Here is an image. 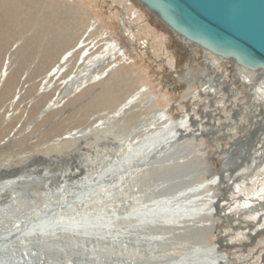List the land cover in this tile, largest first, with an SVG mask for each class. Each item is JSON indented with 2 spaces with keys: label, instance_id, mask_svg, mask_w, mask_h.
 Returning a JSON list of instances; mask_svg holds the SVG:
<instances>
[{
  "label": "bare ground",
  "instance_id": "bare-ground-1",
  "mask_svg": "<svg viewBox=\"0 0 264 264\" xmlns=\"http://www.w3.org/2000/svg\"><path fill=\"white\" fill-rule=\"evenodd\" d=\"M1 1L5 2L6 6L2 25L14 23L16 20L18 27H24L35 20L36 32L30 41L35 42L41 32L48 31L47 45H52V48L59 47L58 43L65 47L74 42L76 36L72 30L67 31L70 35H65L66 41L59 42L60 29L52 28L55 23L45 22L39 12L36 15L31 3V7L24 5L16 11L13 7L12 10L9 9L11 0H0V3ZM37 1L39 3V0ZM38 11L41 12L40 7ZM68 52L70 59L74 52ZM80 62L78 59L77 64ZM98 65L99 62L90 65L86 83L98 79V76L92 73L98 70ZM7 69L5 64L2 76L6 75ZM243 71H240L244 73L241 78L238 75L241 80H249L264 87V77L256 78L259 74L246 68H243ZM211 75H207L203 80L202 94L210 97L213 102L216 94L211 90L217 83ZM69 77L74 88L79 85L73 75ZM110 89L109 91H112ZM137 92V96L125 98L124 102L117 106V110L112 112L128 124H122L113 115L108 116L105 111L106 120L95 123L104 128V134L99 140H84L82 146L71 151V163L74 165L69 161L67 164L73 166V170L57 167L58 161L64 159L62 156L41 154L38 149L41 140L33 144L34 151L23 154L26 149L22 148L36 141L27 142L28 131L19 133V137L7 136L0 140V264H75L82 261L90 264H213L214 250L210 245L209 236L217 224L214 218L223 216L220 215L222 212L219 206L211 203L212 197L209 196L208 190L202 189L200 184L199 161L194 155L195 150L200 148V143L192 144L194 137L193 132L188 130V124H184L187 127L183 133L177 132L180 125L168 121V112L159 105L148 89ZM111 96H107V101H97V107L105 109L107 104L114 105V98ZM191 96L190 91L183 94L187 100ZM259 99L264 100L261 92L256 94L255 103ZM130 105L133 108L130 109ZM225 115L228 119V114ZM256 120L259 123L258 116ZM228 122L232 124L231 121ZM260 131L263 133V130ZM85 132L89 133L88 130ZM56 143L54 141L53 144ZM234 146L235 144L232 145L231 151L235 153ZM261 146L262 149L258 147L256 150L258 159L264 164V144ZM15 147H18V150H12ZM82 150L84 152H81ZM237 161V157L225 156L220 164V172L210 174L209 182L224 184V188L229 189L231 181H227L226 177L230 178L234 171L240 170L229 168L237 165ZM41 163L46 165L41 167ZM244 165L243 163L242 166ZM252 167L254 164L250 170ZM221 170L224 171L223 174ZM255 175L258 189L254 188L257 191L253 197L264 201V195L261 196L263 193L258 194V191H264V165ZM239 177L234 180L240 181L242 176L237 180ZM247 183L246 181L245 186ZM231 189L228 191L231 192ZM230 197V200H236L235 195ZM243 199L238 206L240 209L247 205L251 197ZM236 205L231 207L224 217L234 219L232 212L237 214L240 210L235 208ZM95 218L99 220H94ZM195 230L199 232L192 234ZM258 262V258L255 261L247 257L245 264H259Z\"/></svg>",
  "mask_w": 264,
  "mask_h": 264
},
{
  "label": "rangeland",
  "instance_id": "rangeland-1",
  "mask_svg": "<svg viewBox=\"0 0 264 264\" xmlns=\"http://www.w3.org/2000/svg\"><path fill=\"white\" fill-rule=\"evenodd\" d=\"M11 2L9 9L12 10L13 7L16 11L24 5L31 7L32 4L36 15L39 12L44 18L42 19L46 20L45 22L55 23L52 28L60 29L61 35L63 34L60 35L59 42L66 41L65 35L69 36L67 31L70 30L75 33L76 38L73 43L67 44L65 47L58 43L59 47L52 48V45H47L49 33L47 35L48 31H44L40 33L35 42H32L30 38L36 32L35 20L24 27H18L16 20L14 23L9 22L7 25H2L1 23L5 20L6 6L5 2L1 1L0 140H4L7 136L19 137V133L28 131L27 142L36 141L22 148L27 150L23 154L34 151L33 144L41 140L38 148L41 154L53 157L62 156L64 159L58 161L57 167L72 169L71 165L74 163H71L73 159V154L70 155L71 151L82 146L84 140L95 142L104 134L103 126L100 124V127L95 123L106 120L108 113V116L113 115L122 124H128L112 112L117 110V106L122 104L125 98L137 96L138 90L146 88L154 95L159 105L168 112L166 116L168 121L174 125H180L178 128L175 126L177 132L183 133L187 127L184 124H188V130L193 132L192 144L200 143V148L194 153L199 161L200 184L202 189L208 190L209 196L212 197L211 203L219 206L222 212L220 215L223 216L214 218L217 224L214 225L213 233L209 236L210 245L214 250L212 263L245 264L246 258L251 257L255 261L258 258V263L264 264L262 260L264 257V221H261L262 223L255 222L253 226H249L239 220H248L251 218V214L239 213L238 221H236L237 218L231 220L224 217L234 206L230 201L232 191H225L223 197L221 196V186L225 190L224 184L217 185L209 182L210 174L213 175L219 171L225 156L237 157L242 150L247 148L248 142L250 143V141L244 143L245 139L241 140L248 133L245 125L249 123L245 116L236 119L232 115V118H229L235 122L228 128L231 131H236L233 133V138L236 139L234 146L237 150L236 154L231 151L232 139L223 134L227 132V128L222 129V125L228 122L224 114H228L231 110L234 111L233 108L238 109L244 102H249V96L246 95L244 87L233 86L242 95L241 99L239 96L234 98L233 104L228 103L230 99H224L225 92L222 88L220 89L219 85L211 90L213 94H216L215 96L218 95L213 102L210 97L202 94L204 81L200 77H203L206 72L205 67L202 66V56L199 54L196 59L191 58L194 51H187L183 48L182 44H179V39L169 28L136 0H39V3L37 0H31V2L30 0H22V2L11 0ZM37 5H40L42 13L38 11ZM36 6L37 8H35ZM40 23L42 24V20ZM69 50L71 53L74 52L70 59ZM207 57L214 64L215 70L223 69L225 77L229 74L227 77L234 79L231 77L230 70H234V66L222 65L219 59L210 53H207ZM78 59L81 60L79 64H77ZM216 60L218 63H215ZM98 62V72H92L98 76V79L86 83V74L90 65ZM5 64L8 69L6 75L2 76ZM199 69L201 70L200 77L197 76ZM71 75L79 84L75 88L70 84L69 76ZM186 91H190L192 95L189 100L183 97ZM253 92L256 94L261 92V96H264L262 94L264 87L254 88ZM110 95H112V99L114 98L113 102L117 101V104L114 103L112 106L107 104L105 109L97 107L98 102L107 101V96L110 97ZM235 100H237L236 103ZM51 104L54 106L50 107ZM131 108H133L132 105H130ZM209 111L210 113H208ZM127 112L126 109L125 114ZM101 114L102 116H100ZM250 115L252 114L250 113ZM240 121H243L241 127L238 126ZM262 122L264 123V120ZM214 123L216 125H213ZM37 124L40 126L38 127ZM211 129L216 131L202 134V132H209ZM86 130L89 133L85 134ZM54 141L57 142V145L53 144ZM12 150H18V147ZM237 160L242 162V156ZM68 161L71 163L70 166L67 164ZM40 165L43 167L46 163ZM242 167L240 166L239 169ZM253 188H255L254 185L248 184L241 189V192L233 195H243L245 198L249 193L248 190L251 191ZM216 196L221 197L218 199ZM204 201L205 199H203ZM243 201L244 199L238 198V203L235 205L238 207ZM259 225L263 226V230L254 232L255 229H259ZM198 232L195 230L192 234ZM251 232L253 235H250Z\"/></svg>",
  "mask_w": 264,
  "mask_h": 264
},
{
  "label": "water",
  "instance_id": "water-1",
  "mask_svg": "<svg viewBox=\"0 0 264 264\" xmlns=\"http://www.w3.org/2000/svg\"><path fill=\"white\" fill-rule=\"evenodd\" d=\"M136 1L165 24L181 43L264 76V0ZM239 165L229 168L234 170ZM229 189L221 190L222 194Z\"/></svg>",
  "mask_w": 264,
  "mask_h": 264
},
{
  "label": "flooded vegetation",
  "instance_id": "flooded-vegetation-1",
  "mask_svg": "<svg viewBox=\"0 0 264 264\" xmlns=\"http://www.w3.org/2000/svg\"><path fill=\"white\" fill-rule=\"evenodd\" d=\"M179 44H182V46H183V48H185L187 51H194L192 54V57L191 58H194V59H196L197 58V56L200 54L201 56H202V66H204L205 67V69H206V72L204 73V76L203 77H200V74H201V70L199 69V70H197V76L198 77H200L202 80L204 79V78H206V76L207 75H211V77H212V79H213V81L215 82V83H217V85H219L220 86V89L222 88V90L225 92H223L224 93V95H223V97H224V99H230V101L228 102L229 104H233V102H234V98H236L237 96H239L240 97V99L242 98V95H240L241 94V92H239L238 90H235V88L233 87L234 85L236 86V85H241V86H243L244 87V89H245V91H246V95H248L249 96V102H247V103H245L244 102V104H242V106H240L238 109H235L234 108V111H230L229 113H228V119L229 118H232V115H234L235 116V118L236 119H241V116H245L246 118H247V121H248V123L249 124H246L245 125V129H247L248 130V135L246 134V136H248L247 137V139H246V137L245 138H243V139H241V140H246V142L245 143H247L248 141H250V143L248 142V148H246L245 150H242L238 155H237V158H239V157H241L242 156V159H243V161L242 162H239V160L235 163V164H237V165H239V164H242L243 165V163L245 164L244 165V167H243V169H245L246 167H248V168H246L245 169V171L243 172V169L241 170H237V171H234L233 172V175L230 177V178H227L226 177V179H228L227 181H231L230 183H231V186H230V188H232L231 189V191H232V194H235V193H237V192H241V189L245 186V184H246V180H247V182L249 183L250 181V185H254L255 186V188H257L258 189V187H257V185H256V175H255V172H256V170L257 169H260V167L262 166V165H264L263 164V161L262 160H259L258 159V155H257V151H256V149L258 148V147H261L260 149H262L263 147L261 146V145H263L264 144V123L262 122L263 120H264V100H262V99H259V101L260 102H257V103H255V106L256 107H254V99H252V98H254L255 96H256V93H253V89L254 88H259L260 87V85L259 84H253L252 82H250L249 80H241L240 78L242 77V75H244V71H243V68H240V67H237V66H235V65H233V64H231V62H229V61H225V60H222V59H220V58H218V57H216V58H218L219 59V62L222 64V65H225V66H229V65H232V66H234L235 67V69L234 70H232V69H230L231 70V77L232 78H234V79H231V78H228L227 76L228 75H226V77H225V71L223 70V69H221V70H215V67L213 66V64H212V62L211 61H209L208 60V57H207V52H205L204 50H202V49H198V48H196V47H194V46H191V45H187V44H185V43H181V42H179ZM219 63V64H220ZM211 67H212V69H211ZM212 70V71H211ZM214 71V72H213ZM240 71H243V72H240ZM208 73V74H207ZM238 75H239V81H238ZM257 77H262V76H259V75H256V78ZM253 80L255 79V77L254 78H252ZM219 80V81H218ZM224 80V81H223ZM233 81V82H232ZM242 81H243V83H242ZM260 83V82H259ZM244 84V85H243ZM251 84V85H250ZM232 85V86H231ZM253 85V86H252ZM256 85V86H255ZM259 86V87H258ZM231 87V88H230ZM249 87V88H248ZM251 87V88H250ZM247 88V89H246ZM250 89V90H249ZM252 89V90H251ZM229 92V93H228ZM254 94V96H251V94ZM231 95V96H230ZM218 97V95L216 96V98ZM215 98V99H216ZM214 99V100H215ZM236 101L237 100H235V103H236ZM239 102V101H238ZM237 102V103H238ZM228 104V105H229ZM251 104V105H250ZM230 107V106H229ZM242 107V108H241ZM251 110V111H250ZM263 110V111H262ZM244 111H245V113H244ZM249 111H250V113L252 114V115H250V113H249ZM208 113H210V111L208 112ZM234 113V114H233ZM219 116H221L222 117V115H219ZM224 116L226 117V115L224 114ZM258 116V122L260 123H263V124H259V123H257V120H256V117ZM228 121H231V123L232 124H229V122H227L228 124H223L222 125V129H224V128H227V132H225V133H223L224 135H227V136H230V138L232 139V145L233 144H236V139H234L233 137H234V135H233V133L234 132H236V131H231V130H229V126L231 125V126H233L234 125V121L233 120H228ZM243 123V121H240L238 124V126H240L241 124ZM216 125V124H215ZM212 127V126H211ZM241 127V126H240ZM260 130H263V133H261V131ZM213 131H216V130H209V132H202V134L204 135V134H207V133H212ZM230 134H232V135H230ZM215 138V137H214ZM217 138H219V137H217ZM263 140V142H261L262 140ZM251 140H252V142H251ZM256 143H257V145H256ZM203 149H204V146H203ZM238 149V148H237ZM236 152H237V150H235V153L234 154H236ZM257 155V156H256ZM236 156V155H235ZM256 156V157H255ZM257 158V159H256ZM246 160H247V162H246ZM257 161V162H256ZM261 161V162H260ZM210 163V162H209ZM234 164V165H235ZM252 164H254V167H252L253 169L251 170V171H247V170H250V168H251V165ZM256 164V165H255ZM220 170V169H219ZM247 171V174H245V172ZM243 172V173H242ZM251 172V173H250ZM253 172V173H252ZM239 174V175H237V174ZM248 173H250V174H248ZM261 173H262V171H261ZM253 174V175H252ZM237 175V176H236ZM238 176H242L241 177V180L240 181H236V180H234L236 177H238ZM246 176V177H245ZM256 176V177H255ZM233 177V178H232ZM252 177H253V179H252ZM230 179V180H229ZM234 181V182H233ZM244 183V184H243ZM248 183H247V185H248ZM253 183H255V184H253ZM257 190H254V188L247 194V196L246 197H251V201L249 202H247V205H245L243 208H239V207H237V206H235V207H237V208H239L240 210H239V212L237 213V214H235V213H233V216H235V219L237 218V220L236 221H238L239 220V213H245L246 212V210H248L247 212H246V214L248 213V214H251V218H248V220H239L240 222H245L246 224H248L249 226H251L252 225V223L254 222H259V223H262L261 221H264V201L263 200H261V201H258V200H256V198H254L253 196L255 195V192H256ZM260 192V193H259ZM261 193H263L261 196H263L264 195V191H262V190H260V191H258V194H261ZM221 196H223V195H221ZM221 196H219V197H221ZM224 197V196H223ZM235 198H236V200L234 199H232V200H230L231 202H232V204H234L235 205V203L234 202H237L238 203V199L237 198H244V196L243 195H235ZM230 203V202H229ZM236 203V204H237ZM231 204V203H230ZM224 206V205H223ZM227 209V208H226ZM225 209V210H226ZM224 210V212L226 213V211ZM259 210H261V211H259ZM228 211V210H227ZM257 211H259V212H257ZM224 215V214H223ZM237 215V216H236ZM262 217V218H261ZM259 219H261V220H259ZM259 220V221H258ZM251 223V224H250ZM253 223V224H254ZM253 226V225H252ZM260 227H259V229H255L254 230V232H258V231H260V230H263V226H261V225H259ZM262 227V228H261ZM250 235H253V233L251 232L250 233ZM236 244H234V246H235ZM225 246V245H224ZM245 246V245H244ZM264 253V252H263ZM251 255V254H250ZM254 255H255V253H254ZM262 260L264 261V257H262Z\"/></svg>",
  "mask_w": 264,
  "mask_h": 264
},
{
  "label": "crops",
  "instance_id": "crops-1",
  "mask_svg": "<svg viewBox=\"0 0 264 264\" xmlns=\"http://www.w3.org/2000/svg\"><path fill=\"white\" fill-rule=\"evenodd\" d=\"M217 61V60H216ZM215 63H218V61L217 62H215ZM257 151V150H256ZM253 169V168H252ZM259 171V169L256 171V172H258ZM256 172H255V174H256Z\"/></svg>",
  "mask_w": 264,
  "mask_h": 264
}]
</instances>
